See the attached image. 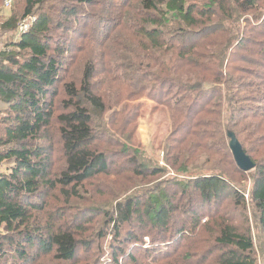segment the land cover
Returning <instances> with one entry per match:
<instances>
[{
	"label": "trees",
	"instance_id": "1",
	"mask_svg": "<svg viewBox=\"0 0 264 264\" xmlns=\"http://www.w3.org/2000/svg\"><path fill=\"white\" fill-rule=\"evenodd\" d=\"M25 1L23 11L14 10L1 26L12 40L0 50V101L9 105L0 116V165L13 166L0 174V264H33L39 256L75 264L81 250L103 247L109 228L114 240L126 237L125 245L137 237L124 228L133 224L153 244L194 228L203 209L229 196L237 208L243 205L240 190L218 175L165 184L158 177L167 168L144 160L122 126L117 132L126 141L115 138L116 116L143 97L171 111L168 166L176 168L194 145L210 161L221 154L222 147L213 152L217 138L229 154L225 137L235 134L255 164L251 199L264 237V156L256 162L252 155L264 154L252 148L264 147V40L255 41L264 38V0ZM28 18L33 23L19 35ZM71 32L84 39L76 56ZM130 112L126 123L136 118ZM258 132L263 134L256 138ZM118 156L125 165L113 168ZM123 173L128 185L148 188L114 191L106 198L111 206L97 205L102 192L82 194L93 178ZM54 192L64 195L66 210H48ZM67 208L74 214L65 220ZM87 214L101 215L104 223L84 236ZM215 241L217 264H257L249 230L225 221ZM120 254L125 250H113L112 261Z\"/></svg>",
	"mask_w": 264,
	"mask_h": 264
},
{
	"label": "rangeland",
	"instance_id": "2",
	"mask_svg": "<svg viewBox=\"0 0 264 264\" xmlns=\"http://www.w3.org/2000/svg\"><path fill=\"white\" fill-rule=\"evenodd\" d=\"M25 6V0H12V4L10 8H8L5 5V0H0V50L12 40V33H3V23H5V20L15 13L14 10H16V12H22ZM33 21L34 19L31 18L23 21L28 24V28L26 30L30 28ZM23 22H21V24ZM241 26H243L244 29L247 25H245V22L241 21ZM18 33L20 35L19 31ZM67 37L72 40V44H69L72 55H78L76 52L77 47L84 44V39L79 33L74 34L72 32L69 33ZM258 40H264V38L260 36L255 37V41ZM240 61L241 60H238L235 62V64L237 66H245ZM246 68L250 70L251 66L247 65ZM260 71L263 72L264 75V70L261 69ZM250 77L248 75L246 80H249ZM100 78L102 77L100 76L99 79ZM246 83L249 84L250 82ZM206 87H213V85ZM132 109L135 113H137L135 114L133 112L136 118L134 121L132 120L130 123H126L125 119L129 117L128 115L131 113L130 111H132ZM8 110L9 105L0 101V116L6 114ZM114 120H116V127L113 128L114 132L112 133L115 135V138L119 139L120 137L122 139L120 133L117 132L118 128L122 126L124 136L128 135L130 137V141L128 142L129 145L135 149H138L143 155L144 160L153 161L155 165L167 168L168 173L163 177H161L162 175L158 177V179L163 181L165 184H169L168 180H186L190 177H194L195 175H218L224 180L228 181L234 188L240 190L244 199L242 201L243 205H241L240 208H237L234 205L233 198L228 195L229 197L219 206H212L211 208L203 209L202 216L199 218L200 221H198V224H195L196 226L194 228L190 227L189 229H186L185 232L180 234V236L175 235L174 237V235L171 233L167 235L166 240L158 238L153 244V240L151 238L143 239V231H141V229H135L136 227L133 224L132 226L125 225L126 227L124 228L127 232L131 231L134 232V234H137V237L136 239L133 238L131 243L126 241L125 245H122L120 242L124 241L126 237L121 238L119 242L118 240H114L112 230L109 228L108 237L102 241L103 247L99 248L98 251H95L97 248L96 244L94 246L95 249L92 247L89 252L81 250L75 264H217V257L219 256L220 251L215 239L218 235L221 224H223L225 221H228L236 226L241 232H246L249 230L254 243L253 256L256 259L257 264H264V237L258 220L259 218L254 211V204L251 199L253 185L251 179L255 169L250 172H243L238 169L236 163L234 162L231 151L229 150L230 140L227 138V136L225 137L224 143L226 147H228L230 155L226 150L225 153H222L223 145L220 144L221 142L219 141V138L215 139L212 144L214 147L213 152H216V150L222 147L221 154L215 156L214 158H210V161L206 160L205 158H201L199 146L197 148L196 145H194V153L193 151H190L189 155L184 156L176 166V168H187L188 173L182 174L176 171V168L168 166L167 163H165V159L167 158L166 148L168 144H171L169 137L174 129L171 111L157 106L155 102L143 97L137 102H132L125 115L120 114V116H116ZM261 134H263V132H258L255 134L256 138L261 136ZM123 140L126 141V139H122V142ZM261 144L263 145V142H261ZM257 147V144H252V148H254L253 151L256 149L264 150V147ZM110 150L115 154L119 152V147L113 146L110 148ZM252 155L254 156V161L256 162L260 161V158L264 156V154ZM57 159H59V157H57ZM114 162L115 166L113 168H121L125 165L126 161L124 157L118 156L114 159ZM10 166L13 165H10L9 163H3L0 165V174L8 173ZM57 167L58 166H56L54 169L56 170ZM156 179L157 178L153 179L154 183ZM131 186L132 184L128 185L127 176L124 173L114 176L112 174L104 176L102 175L93 178L91 183L88 184L87 188L82 191V194L84 193L85 195L88 193L87 195L90 196L91 191L102 192L103 196H98L99 200L97 201V205L100 206V204L107 203L108 206H111L112 201H108L106 198L113 195L114 191L128 190L129 187L130 189L127 191V194L129 195L136 192L135 190L141 192V189L144 190L148 188L145 185H142L141 189H136V186ZM125 196H127L126 193L121 196V200L124 199ZM63 197L64 195L54 192L52 198H50L48 201V210H51V207L53 208V206H59L58 208H65L66 210V207H64L63 203ZM119 198L120 197H118V199ZM83 205H85V208H90L89 202H84ZM97 205H91V208L94 209L98 207ZM74 206H79V201H75ZM67 211L68 212L65 216V220L70 218L69 216L71 214H74V211L70 210L69 208H67ZM75 214L77 215L78 213ZM94 216L88 214L86 217L84 216V222H86L85 226H88V232H86L84 236H89L91 231L103 228V217L101 215ZM213 218L217 219L212 220ZM80 219L83 220V218ZM88 220H91V222H87ZM180 226L181 224H179V227L178 225L174 226L173 229L175 232L181 230ZM147 231L148 230H144V233ZM111 243H116L114 245L117 247L112 248L110 246ZM118 248L125 250L126 255L120 254L118 256V262H113V250H115L116 253ZM147 249L151 251L145 252ZM128 256H132L134 258L129 259ZM93 257L97 258V263H93ZM50 258L51 256H39L33 264H57L56 262L51 261ZM7 264H12V260Z\"/></svg>",
	"mask_w": 264,
	"mask_h": 264
},
{
	"label": "water",
	"instance_id": "3",
	"mask_svg": "<svg viewBox=\"0 0 264 264\" xmlns=\"http://www.w3.org/2000/svg\"><path fill=\"white\" fill-rule=\"evenodd\" d=\"M230 140L229 148L232 152L234 160L238 168L243 172H250L255 169V164L252 160L245 154L243 148L239 141L237 140L235 134L229 133L227 136Z\"/></svg>",
	"mask_w": 264,
	"mask_h": 264
},
{
	"label": "built area",
	"instance_id": "4",
	"mask_svg": "<svg viewBox=\"0 0 264 264\" xmlns=\"http://www.w3.org/2000/svg\"><path fill=\"white\" fill-rule=\"evenodd\" d=\"M11 4H12V0H5V5H6V7H8V8H10V6H11ZM29 23V22H28ZM28 28V24L26 23V22H23L21 25H20V27H19V32H20V34H22V33H25Z\"/></svg>",
	"mask_w": 264,
	"mask_h": 264
}]
</instances>
